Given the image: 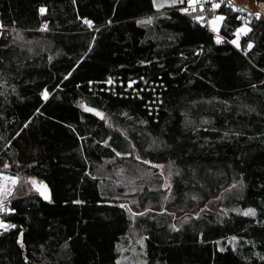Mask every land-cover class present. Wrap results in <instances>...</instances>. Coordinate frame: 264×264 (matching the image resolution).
<instances>
[{"label":"trees","instance_id":"1","mask_svg":"<svg viewBox=\"0 0 264 264\" xmlns=\"http://www.w3.org/2000/svg\"><path fill=\"white\" fill-rule=\"evenodd\" d=\"M179 7L0 0V167L40 180L50 198L11 199L15 212L0 219L17 227L0 229V264H119L128 212L97 169L136 172L143 160L170 166L175 206L243 182L223 202L239 212H205L178 229L163 213L138 218L145 264H264V19L243 23L221 4L229 23L216 44L199 12ZM146 17L149 26L137 23ZM241 25L252 31L237 49L228 41ZM248 208L255 217L240 214Z\"/></svg>","mask_w":264,"mask_h":264},{"label":"rangeland","instance_id":"2","mask_svg":"<svg viewBox=\"0 0 264 264\" xmlns=\"http://www.w3.org/2000/svg\"><path fill=\"white\" fill-rule=\"evenodd\" d=\"M157 2H163V0H157ZM238 5L249 8L251 10H256L252 0H234ZM153 3V0H152ZM182 6V5H180ZM154 7V6H153ZM155 8V7H154ZM168 8L164 7L159 10V14L163 12L162 10ZM155 10H157L155 8ZM158 11V10H157ZM258 12V11H257ZM219 15V14H217ZM149 17L140 19V21L146 20ZM213 17L209 18V21ZM208 21V22H209ZM144 26H149L150 24L141 23ZM208 30H211V26L208 23ZM213 32V31H212ZM142 166L138 168L136 172L131 170H120L116 171L114 174L109 170L104 169V167H99L97 169V174L103 179V189L108 197L116 198L120 203L124 204L128 212V244L120 248V259L119 264H145L142 253H143V235L137 228V219L142 216L148 215H159L161 213L167 215L170 220V225L178 229L186 222L192 218H196L205 212L219 213L224 211L237 208H225L223 202L226 200L230 193H225V198L222 200H216L215 197L210 198H197L192 203L186 202L184 205L175 206L173 203V192L162 186L165 183H169V178L171 173V168L169 165L164 164H145L142 162ZM153 165H162L163 167H154ZM0 172L5 176H19L17 184L13 186V195L8 197V205L11 199L15 197H22L25 195L36 194L37 191L32 185V180L36 181V184L40 185V180L34 178H28L24 174H11L8 168L0 167ZM144 182V183H142ZM146 185L148 189L154 190L151 197H155V200L149 199L145 196L146 191H143ZM113 186L119 187L118 191ZM167 197V199H165ZM135 202V203H134ZM145 208H150L151 211L147 212L142 216H134L132 213L144 212ZM128 209L132 211L129 212ZM203 209V211H202ZM153 210V211H152ZM244 211V210H243ZM241 211V213L243 212ZM154 212V213H153ZM238 212V211H234Z\"/></svg>","mask_w":264,"mask_h":264},{"label":"snow or ice","instance_id":"3","mask_svg":"<svg viewBox=\"0 0 264 264\" xmlns=\"http://www.w3.org/2000/svg\"><path fill=\"white\" fill-rule=\"evenodd\" d=\"M210 2V9L209 11H211L213 13V18L208 22L211 26V30L214 33H219L220 32V26L221 25H228L229 21L227 20V17L225 15H216L215 14V10L219 9L221 7V4L225 2V0H163V2H157V0H153V6L159 11L161 8L164 7H172L175 8L177 5H186L183 7H179L178 11H180L181 13L184 14H191V13H195L197 12V7H199V11L201 13H203L205 11V3H209ZM73 3H75V0H73ZM228 6L232 7L231 4V0H228ZM235 10V9H233ZM39 11L41 13H44L46 11V9L44 7H41L39 9ZM256 17L257 19H259L260 17V13H256ZM193 19L197 20V21H202L204 19L203 15H195L193 17ZM236 19H240L239 17H236ZM83 22L89 26V28H91L93 26V21L87 19V18H83ZM152 22V17L147 18L146 20L143 21H138L137 23H145V24H150ZM109 23H111L109 21ZM45 30H46V25L44 26ZM252 29L250 27H247L246 25H241L240 27H236L235 31L232 32L231 34L235 37L234 39L229 40L228 42L231 43L232 45H234L237 49H241V45L239 43L240 40V36L243 35H247V33L251 32ZM224 40V37H222L221 35L217 34L216 38H215V43L216 44H220L222 43ZM93 41H95V37H93ZM253 47V43L251 40H249L247 42V49H251ZM91 50V44L89 45V51ZM144 63V62H142ZM68 76L71 75V72H69L67 74ZM67 78V76L65 77ZM143 79V78H141ZM106 84L108 85H113L114 84V80L112 78H109L107 81H105ZM136 83V81H132L130 80L127 84L128 88H132V86ZM253 87H255L253 85ZM42 98L47 100L49 97V92L47 89H45L42 93ZM85 111L87 112H92L94 113L96 116H98L100 119H104V116L101 112L97 111L94 108H90L87 106H83ZM37 111H39V109H37ZM126 115V114H125ZM142 123H146L144 121H142ZM25 127H27V125H25ZM81 139H83V137H81ZM111 139V138H109ZM106 146L107 142H104ZM116 156H124V155H131V153L128 152H120L117 151L115 148L112 149ZM137 160H141L140 156H136ZM145 164H149L151 163L148 160H143L142 161ZM154 167H163L162 165H153ZM3 167L6 169L9 167L8 163H5L3 165ZM169 175H171V173H169ZM19 176H5L2 172H0V214H7V213H14L15 209L11 208L8 206V197H11L13 195V186H15L17 184V181L19 180ZM243 187V182L242 181H238L236 183H233L231 185H229L228 188H225L223 192H221V194L219 196H216L215 199L216 200H222L225 198V193H231L232 189H235L237 186ZM32 185L33 187L36 189V191L39 192V194L45 199V200H49V195H48V191H47V186L43 183L40 182V185L37 186L36 181L32 180ZM163 188H166L170 191V185L168 183H165L163 186ZM165 199H167V197H165ZM193 199H196V197H193ZM76 203H82L81 201H75ZM135 203V202H134ZM121 208H124L125 205L121 204L120 205ZM129 212H131V209H128ZM151 211L150 208H145L144 212H136V213H132L134 216H142L145 215L147 212ZM203 211V209H202ZM233 211H238L234 209ZM225 215L227 214V212L224 213ZM246 217H255L256 216V210L254 208H248L246 210H244L242 213H240ZM17 226L14 223H7L5 220L0 219V229H4V230H8L9 228H16ZM173 228H175V225H173ZM22 235V233H21ZM233 240H235L236 238L233 237ZM18 243H21V246H23L22 244V240H18ZM220 251H224L223 248L220 249ZM264 259V258H262Z\"/></svg>","mask_w":264,"mask_h":264},{"label":"built area","instance_id":"4","mask_svg":"<svg viewBox=\"0 0 264 264\" xmlns=\"http://www.w3.org/2000/svg\"><path fill=\"white\" fill-rule=\"evenodd\" d=\"M226 6H228V0H225L224 3H222ZM231 4H232V9H235V12L239 13V21H242L243 23H245L247 20H249L250 18L256 16V13H258L257 11H253L249 8H244L240 5H238L237 3L234 2V0H231ZM186 6V5H182L181 7ZM210 9V2L209 3H205V11L203 13H201L199 11V7H197V11L200 12V15H203L204 19L202 21H199L202 25H205L206 27L208 26V21L210 17H213V13L211 11H209ZM215 14L217 15V9L215 10ZM208 29V28H207ZM210 31V30H209ZM212 33V35L214 36V38H216V35L219 33H214L212 31H210Z\"/></svg>","mask_w":264,"mask_h":264},{"label":"water","instance_id":"5","mask_svg":"<svg viewBox=\"0 0 264 264\" xmlns=\"http://www.w3.org/2000/svg\"><path fill=\"white\" fill-rule=\"evenodd\" d=\"M252 1L254 3L256 10L258 11V13H260V16H262V18L264 19V0H252Z\"/></svg>","mask_w":264,"mask_h":264},{"label":"bare ground","instance_id":"6","mask_svg":"<svg viewBox=\"0 0 264 264\" xmlns=\"http://www.w3.org/2000/svg\"><path fill=\"white\" fill-rule=\"evenodd\" d=\"M199 12V11H198ZM199 15H200V12H199Z\"/></svg>","mask_w":264,"mask_h":264}]
</instances>
